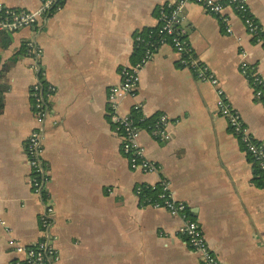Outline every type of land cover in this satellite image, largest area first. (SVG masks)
Instances as JSON below:
<instances>
[{"label":"crops","instance_id":"obj_1","mask_svg":"<svg viewBox=\"0 0 264 264\" xmlns=\"http://www.w3.org/2000/svg\"><path fill=\"white\" fill-rule=\"evenodd\" d=\"M36 11L44 0H0ZM175 0H67L39 29L0 32V264L24 256L12 244L32 247L43 237V204L31 185L26 143L37 128L32 88L36 75L27 45L43 49L46 84L54 87L46 123L44 161L56 211V264H202L179 234L184 221L141 205L140 184L167 179L188 204L221 264H264V187L257 165L218 108L222 88L257 142L264 145V103L241 73L242 55L264 79V45L233 9L232 34L202 6L189 4L184 28L197 57L219 80H199L170 46L159 47L141 73L136 98L120 112L155 121L170 118L167 143L144 130L140 145L159 166L147 175L132 168L115 131L109 91L124 68L139 62L136 37L159 27L160 12ZM223 1V0H216ZM264 29V0H248Z\"/></svg>","mask_w":264,"mask_h":264},{"label":"built area","instance_id":"obj_2","mask_svg":"<svg viewBox=\"0 0 264 264\" xmlns=\"http://www.w3.org/2000/svg\"><path fill=\"white\" fill-rule=\"evenodd\" d=\"M66 1L44 0L36 11L12 9L0 1V32L12 34L24 29H39L63 9ZM189 4L200 5L209 14L218 17L225 24L229 34H232L233 30L229 26L228 19L224 17V12L226 9H233L243 18L249 34L264 45V29L251 14L248 0H175L168 3L166 8L160 12V25L157 29L136 37L138 48L143 49L142 57L134 66L123 69L121 83L109 91L108 103L115 131L123 138L124 156L133 169L140 170L147 175L159 173V166L148 159L144 148L140 145L142 132L147 130L155 140L167 143L171 140L168 130L171 120L163 115L152 125L143 127L141 122L147 119L142 114V105L136 104L133 113L128 115L120 112V106L124 100L138 96L141 73L153 59L156 50L161 46L170 45L180 55L183 67L193 71L200 81L219 86V80L197 57L190 46L187 30L184 28L185 10ZM27 55L33 62L32 69L37 77L32 88L37 128L26 143V152L27 163L32 171V189L43 204V212L40 216L43 237L32 247L17 245L13 242L12 244L15 246V251L24 256V260L17 264H56L59 261V252L56 247L57 237L53 232L56 224V211L47 186L48 173L44 161L46 123L50 115V102L55 89L46 84L47 71L42 64L43 49L36 40L28 43ZM240 71L249 80L255 98L264 103V79L256 68L249 64L245 53L242 55ZM217 93L221 115L227 120L247 154L262 172L264 181V145L253 137L240 113L230 104L224 90L218 88ZM137 114L141 115L140 120L135 118ZM135 194L142 206L166 210L171 215L183 219L184 224L179 234L185 239L187 245L200 256L202 264H221L207 241L201 223L192 216L186 202L175 198L167 179L160 180L157 185L140 184L136 186Z\"/></svg>","mask_w":264,"mask_h":264},{"label":"trees","instance_id":"obj_3","mask_svg":"<svg viewBox=\"0 0 264 264\" xmlns=\"http://www.w3.org/2000/svg\"><path fill=\"white\" fill-rule=\"evenodd\" d=\"M140 117H141L140 114L135 115V118H136L137 120H140ZM154 122H155V121L145 120V121L141 122V125H142L143 127H148V126L152 125ZM257 168H258V167H257ZM256 176H257V181H258V183H259L261 186L264 187L263 174H262V172H261L259 169H257Z\"/></svg>","mask_w":264,"mask_h":264}]
</instances>
